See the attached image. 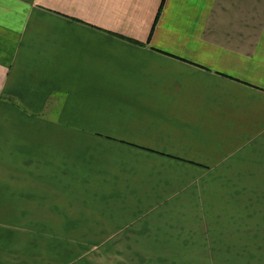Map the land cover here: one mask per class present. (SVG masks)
<instances>
[{
    "label": "crops",
    "instance_id": "obj_1",
    "mask_svg": "<svg viewBox=\"0 0 264 264\" xmlns=\"http://www.w3.org/2000/svg\"><path fill=\"white\" fill-rule=\"evenodd\" d=\"M207 231L264 264V0H0V264Z\"/></svg>",
    "mask_w": 264,
    "mask_h": 264
},
{
    "label": "rangeland",
    "instance_id": "obj_2",
    "mask_svg": "<svg viewBox=\"0 0 264 264\" xmlns=\"http://www.w3.org/2000/svg\"><path fill=\"white\" fill-rule=\"evenodd\" d=\"M210 224L208 219L206 223H201L199 226ZM56 236L28 234L29 243H39L43 247L36 250L32 246V249L25 252L26 255L21 256V249L12 244L5 247V256L2 257L12 264H126L131 259H134L135 263L138 260L137 264H227L228 261L226 241L212 242L209 240L212 237L211 231L196 235L194 233L187 242L177 244L180 248L130 251L114 248L66 250L57 244ZM104 236L107 241H116L115 235Z\"/></svg>",
    "mask_w": 264,
    "mask_h": 264
}]
</instances>
